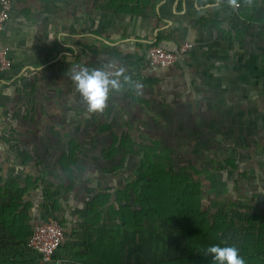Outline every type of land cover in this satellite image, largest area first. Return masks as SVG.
<instances>
[{"label": "crops", "instance_id": "0c3cea01", "mask_svg": "<svg viewBox=\"0 0 264 264\" xmlns=\"http://www.w3.org/2000/svg\"><path fill=\"white\" fill-rule=\"evenodd\" d=\"M238 2L236 8L223 0L217 9L215 0H11L0 33L13 61L0 74V186L30 178L22 198L30 223L53 218L62 227L63 244L47 264H96L89 247L96 238L111 239V228L121 260L139 264L141 233L126 238L107 211L90 210L97 183L85 185L83 172L72 183L60 180L53 161L60 145L31 129L34 82L62 59L70 70L87 67L94 46L134 54L135 62L146 64L150 46L176 52L182 43L192 45L172 67L157 70L164 75L172 124L191 128L197 141L213 143L204 144L199 165L186 163L187 172L199 173L201 210L228 218L224 236L238 251L246 236L264 240V0ZM246 264L264 263L247 259Z\"/></svg>", "mask_w": 264, "mask_h": 264}, {"label": "trees", "instance_id": "16d2710c", "mask_svg": "<svg viewBox=\"0 0 264 264\" xmlns=\"http://www.w3.org/2000/svg\"><path fill=\"white\" fill-rule=\"evenodd\" d=\"M84 66L83 64L82 67ZM130 75L133 81L134 73L131 72ZM143 81L151 82L150 79ZM129 82L131 81L126 83ZM128 88L129 97L142 107L145 101L135 93L131 83ZM93 131L98 135L110 136L105 143L106 148L98 154L109 164L117 159L115 167L110 170L113 176L122 171V163L128 157L137 159L139 169L130 176L124 174L121 185L95 192L87 203L89 209L103 208L107 211L109 222L114 221L115 226L124 229L126 238L142 231L148 223L154 221L173 225L184 242L182 255L176 259L139 264H211L212 257L204 256L205 250L212 245L228 246V239L224 234L228 231L229 223L224 214L210 217L201 210V184L195 179L199 173L187 172L188 164L176 167L170 156V149L159 141L151 140L147 144L135 141L127 130L118 134L108 123L95 126ZM80 150L81 145L77 140L62 142L60 155L53 159L54 164L59 167L56 173L60 180L72 183L83 171L79 162ZM31 185L32 180L27 178L5 185L4 188L0 186V264H43L39 261V255L27 245L34 226L46 221L30 223V207L22 198L27 193V186ZM49 195V191H46L44 198L51 205ZM114 232L115 228H111L107 231L111 239L96 238L89 247L91 256L97 259L96 264H129L125 258L123 261L120 258V244L116 241ZM263 242L260 236L256 240L249 236L241 239L239 254L245 262L247 259L262 262ZM247 245H252V250H248ZM56 252L44 264L53 261Z\"/></svg>", "mask_w": 264, "mask_h": 264}, {"label": "rangeland", "instance_id": "374dc122", "mask_svg": "<svg viewBox=\"0 0 264 264\" xmlns=\"http://www.w3.org/2000/svg\"><path fill=\"white\" fill-rule=\"evenodd\" d=\"M88 54L91 58L86 63L89 69L105 68L109 65L113 66L112 70L124 68V75L130 77L129 83L145 104L140 107L129 97V83L124 82L121 77L123 88L119 92L110 94L104 112L100 115H89L87 106L76 92L71 79L73 72L80 67L70 70V63L62 59L60 64L54 67L57 72L52 68L48 74L40 76L34 82L37 94L35 93L34 103L28 110L29 116L35 119L36 125L31 126L34 132H44L52 137L56 146L71 139L77 140L81 145L79 162L83 166L84 181H89L85 185L91 188L95 187L92 183H97V190L101 186L110 189L121 184L124 174L130 176L139 169L137 159L132 156L124 160L122 171L112 175L110 170L115 167L117 159L113 164H109L98 154L100 150L106 148L105 143L110 136L98 135L93 131L95 126L102 123L110 124L113 131L118 134L127 130L135 141L144 144L151 140L161 142L164 147L170 149V156L176 167L185 165L189 161H192L189 164L201 163L200 158L203 155L201 152L206 149L204 144L211 147L213 143L197 141L193 137L191 128L186 126L184 129L180 124H172V121L176 120L170 105L165 102L164 75L161 70H149L146 64L135 62L134 54L121 53L110 48L104 50L94 46L89 49ZM131 72L135 76L133 81ZM143 79H150L151 82L145 83ZM225 146L224 149L227 151V142ZM203 164L207 165V161ZM90 170H93L92 174ZM95 177H98L99 181ZM154 224L155 232L152 229ZM172 230L173 227L165 226L161 222L148 223L144 231L138 232L141 234L139 245L138 242L136 243L139 253L136 262L149 263L166 257L178 258L181 252V238L178 231ZM130 241L132 243V240Z\"/></svg>", "mask_w": 264, "mask_h": 264}, {"label": "clouds", "instance_id": "9594fccd", "mask_svg": "<svg viewBox=\"0 0 264 264\" xmlns=\"http://www.w3.org/2000/svg\"><path fill=\"white\" fill-rule=\"evenodd\" d=\"M229 7H237V0H227ZM247 5H251L252 0H245ZM223 0H215L212 7L219 9ZM51 40V39H49ZM113 66L105 68L89 69L80 67L71 76L76 92L80 95L82 102L87 106L89 115H100L104 112L110 94L119 92L123 88L121 77L124 82L130 80L124 75L125 69L118 68L112 70ZM204 256H211V264H246L245 259L239 254L235 246L212 245L207 247Z\"/></svg>", "mask_w": 264, "mask_h": 264}, {"label": "built area", "instance_id": "2783aa9c", "mask_svg": "<svg viewBox=\"0 0 264 264\" xmlns=\"http://www.w3.org/2000/svg\"><path fill=\"white\" fill-rule=\"evenodd\" d=\"M238 6L240 3L237 0ZM12 8L11 0H0V33ZM192 48L190 43H182L176 52L167 51L159 46H150L146 50V66L149 70L172 67L178 57L186 55ZM13 61L9 58L8 49L0 43V74L11 69ZM64 240V233L60 224L53 218L41 224H36L28 240V247L39 255L40 263H46L59 249ZM264 263V253L262 254Z\"/></svg>", "mask_w": 264, "mask_h": 264}]
</instances>
